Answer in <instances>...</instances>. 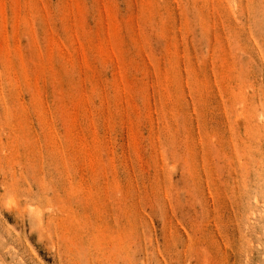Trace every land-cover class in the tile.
Wrapping results in <instances>:
<instances>
[{
  "label": "rangeland",
  "instance_id": "rangeland-1",
  "mask_svg": "<svg viewBox=\"0 0 264 264\" xmlns=\"http://www.w3.org/2000/svg\"><path fill=\"white\" fill-rule=\"evenodd\" d=\"M0 264H264V0H0Z\"/></svg>",
  "mask_w": 264,
  "mask_h": 264
}]
</instances>
